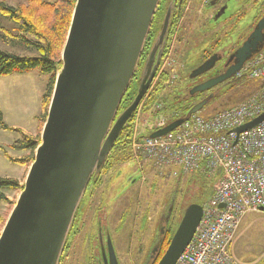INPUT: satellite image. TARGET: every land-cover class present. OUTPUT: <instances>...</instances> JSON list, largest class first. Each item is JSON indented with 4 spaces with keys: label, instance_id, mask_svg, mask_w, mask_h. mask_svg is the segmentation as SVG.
I'll list each match as a JSON object with an SVG mask.
<instances>
[{
    "label": "water",
    "instance_id": "95a60500",
    "mask_svg": "<svg viewBox=\"0 0 264 264\" xmlns=\"http://www.w3.org/2000/svg\"><path fill=\"white\" fill-rule=\"evenodd\" d=\"M158 2L75 1L40 143L0 234V264L60 263L89 183L103 170L118 135L155 79L161 53L155 61L156 51L152 49L138 72L135 97L118 114L139 68ZM263 42L264 15L236 50L235 65L223 76L196 87L191 94L206 92L235 76L259 52ZM214 63L215 59H210L194 75L207 73ZM202 107L203 104L193 107L186 119L199 114ZM185 120L166 125L150 137L165 136ZM263 121L264 114L240 127L237 134ZM259 211L264 212L262 208ZM202 212L199 204L185 209L157 264L177 262L192 240ZM108 251L115 264L109 241Z\"/></svg>",
    "mask_w": 264,
    "mask_h": 264
},
{
    "label": "rangeland",
    "instance_id": "374dc122",
    "mask_svg": "<svg viewBox=\"0 0 264 264\" xmlns=\"http://www.w3.org/2000/svg\"><path fill=\"white\" fill-rule=\"evenodd\" d=\"M0 1L9 7L21 8L27 3V0ZM42 1L52 3L54 0ZM249 7L245 11L249 10ZM213 11L214 9L204 6V2L202 5L200 0L192 1L189 5V14L183 19L187 22L186 33L176 36V39L174 36L149 91L132 115L130 160L111 167L104 166L96 178L97 184L90 186L91 191L89 188L78 209L77 214L81 215L75 220V232L68 236L59 264H94L93 258L90 260L89 250L92 237L96 234L95 216L99 218L102 227L108 229V238L112 240L121 264H146L149 250L157 242L158 231L165 225L162 217L169 206L171 220L169 225L163 228L167 233L163 235L165 243L172 238L185 209L191 204H196L195 201H206L211 197L215 186L214 179L204 178L199 181L198 176L193 177L194 174L176 177L169 172L159 171L137 154L134 143L154 134L153 125L156 122L167 123L173 116L174 111L171 108L175 109L178 100L184 98L195 84L190 81L189 74L200 61L195 50L203 40V33L216 32L223 36L228 31V27L221 24L208 27V32L202 28V20H208ZM40 14L39 11L38 16ZM261 15H264V11L259 17ZM249 18L250 13L244 21L247 22ZM2 22L3 29L9 31L10 36H14V25L7 20ZM251 26L241 32L243 34L235 43V48L242 44L245 36L252 30ZM4 33L0 30V52L21 58L36 56L14 37H5ZM163 76L166 81L160 84ZM49 79L50 76L41 73L39 69L0 77V113L1 122L5 126L0 125V179L18 184L16 189L0 190L3 197L0 199V234L22 191L34 159L35 149L19 146L28 140L35 144L40 143L51 99L47 100L43 108L42 99L46 94ZM201 81L202 79H199L196 83ZM247 82H243L232 92L226 89L219 93L213 101L214 104L201 115L208 116L243 101L241 95L245 94L246 98L250 94L246 90L250 89ZM148 94H154V101L148 108H144ZM160 244L161 242L158 243L159 251L153 264H157L161 259L158 258ZM231 253L240 264L264 262V212L249 213L242 218Z\"/></svg>",
    "mask_w": 264,
    "mask_h": 264
},
{
    "label": "built area",
    "instance_id": "2783aa9c",
    "mask_svg": "<svg viewBox=\"0 0 264 264\" xmlns=\"http://www.w3.org/2000/svg\"><path fill=\"white\" fill-rule=\"evenodd\" d=\"M234 77L259 87L233 107L191 115L165 136L134 143L137 154L159 171L176 177L202 173L215 180L195 234L175 264H240L231 253L240 222L264 210V121L237 134L264 114V49ZM165 127L156 122L154 133Z\"/></svg>",
    "mask_w": 264,
    "mask_h": 264
},
{
    "label": "flooded vegetation",
    "instance_id": "af4514ba",
    "mask_svg": "<svg viewBox=\"0 0 264 264\" xmlns=\"http://www.w3.org/2000/svg\"><path fill=\"white\" fill-rule=\"evenodd\" d=\"M192 1L196 0H159L148 35L146 37L144 49L138 65V72H140L141 67L145 62V59L148 57L152 49L156 51L155 61L157 54L161 53L158 69L160 68L163 58L165 57V54L174 36L176 39V36H181L182 34L186 33L187 22H184L185 20L183 21V19L189 14V5ZM200 2L202 5L204 2V6H207L208 9H214L213 14L208 20H202L203 29L208 32V27H216L219 24L228 27V31L223 36L217 34L216 32L214 34L203 33V40L200 42L199 46L196 47L195 50V53L199 58L198 60L200 61L196 67H193L189 74L190 81H194L195 84L192 86L191 89H189V91H187L184 98L182 99L190 101V105L192 104L193 107L203 104V107L200 111V113H203L211 105L214 104L213 101L217 99L219 93L224 92L226 89H229L233 85L237 84V80L241 79H236L233 76L227 81L215 86L214 88L206 92L194 94H191V92L196 87L223 76L228 70H230L232 66L235 65L236 58L234 54L236 50L240 47L239 46L235 48V43L239 41L241 35L243 34L241 33L243 30L245 31L249 29L250 25H252L250 29L253 30V28L258 22L256 18H258L262 11H264V0H205L203 2L202 0H200ZM248 6H250L249 10L245 11ZM249 13L250 18L247 22H245L244 20ZM252 30L249 31V34L252 32ZM249 34L245 37L247 38ZM246 38L244 39V41L246 40ZM262 48H264V42L261 44L260 50ZM210 59H215V63L212 69L201 76H195L194 73L200 67H202L205 62L209 61ZM137 71L132 80V83L137 82L139 75V73L137 74ZM199 79H202V81L196 83V81ZM230 91L232 92L233 89H230ZM213 111L214 110H212V112ZM94 184H97L96 180L94 181V183H89L86 193L89 191V188L91 191L90 186H94ZM90 194L91 193L89 192V197ZM170 212L171 209L169 206V209H167L165 216L162 217V221L165 224L163 228L168 226L170 223ZM80 215L81 214L76 215L69 235L75 232V220L79 219ZM95 218L97 220V226L96 234L92 237L93 240L92 246L90 247L91 250H89L91 251L90 260L93 258L94 264H112V260L110 259L108 251V241H110L114 253L115 264H121L119 258L120 256L116 251L112 240L108 238V229H104L102 227L101 222L99 221V218L97 216H95ZM163 228L161 227L159 229V236H157L158 238L156 240L157 242H155L156 244L154 243L151 247V250H149V255L147 257L146 264H153L156 260L155 257L157 256V252L159 251L158 243L161 242L163 235L166 233ZM88 263L91 264L90 262Z\"/></svg>",
    "mask_w": 264,
    "mask_h": 264
},
{
    "label": "trees",
    "instance_id": "16d2710c",
    "mask_svg": "<svg viewBox=\"0 0 264 264\" xmlns=\"http://www.w3.org/2000/svg\"><path fill=\"white\" fill-rule=\"evenodd\" d=\"M75 1L76 0H54L52 3H46L42 0H27L26 6L24 8L19 6L9 7L0 1V30L3 33H6H4V36H8L10 38L14 37V39L23 44L26 49L33 51L36 54L35 57L21 58L0 52V77L13 73H24L35 69H39L43 74H48L50 79L46 94L42 99L43 108H45L47 100L51 98L55 77L61 67L60 54L67 37ZM39 11L41 12L40 16H38ZM45 15H47V17ZM259 19L260 17L258 20ZM2 20H7L9 23L14 25L13 31L16 32H14V36L13 34L10 36L9 31H5L3 29ZM17 35L20 37L18 38ZM263 49L264 48L261 50ZM165 79L166 78L163 76L160 80V84L165 82ZM245 81H248L247 83L250 89L246 88V90L249 91L250 94L258 89L259 85L256 81L241 79L237 80V84L233 85L227 90L237 89ZM136 86V83H132L130 85L121 102L118 114L123 111L135 97L137 88ZM153 95L154 94L147 95L144 108H148L153 103ZM181 96L183 97V95ZM244 96L245 94L241 95V100L245 99ZM190 103V101L179 99L175 105L176 108H171V110L174 111L173 116L169 119L166 125H169L177 120H185L193 107V105H190ZM1 118L2 117L0 113V125L3 126ZM132 121L133 116L125 124L118 135V138L116 139L105 166L111 167L113 165H119L130 160V157L132 156L130 152V133ZM38 145L39 144H35V142H30L28 140V142H24V145H20L19 147L34 150ZM194 175L195 176L193 177L198 176L197 178L199 181H201V179L208 178L202 173H196ZM179 179L180 178L177 180L179 181ZM17 187L18 184L15 182L0 179V190L2 188L16 189ZM2 198L3 197L0 194V199ZM206 201L198 200L195 202L196 204L203 206ZM164 239L165 237L161 239L158 258H161V256L164 254L171 240V238H169L166 241L167 243H165ZM262 264H264V262Z\"/></svg>",
    "mask_w": 264,
    "mask_h": 264
}]
</instances>
